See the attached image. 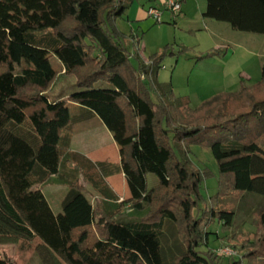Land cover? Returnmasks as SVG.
I'll return each instance as SVG.
<instances>
[{"label":"trees","instance_id":"trees-1","mask_svg":"<svg viewBox=\"0 0 264 264\" xmlns=\"http://www.w3.org/2000/svg\"><path fill=\"white\" fill-rule=\"evenodd\" d=\"M125 1L0 0V245L37 238L42 264H221L207 229L230 227L232 196L264 198V63L247 90L194 110L178 105L170 85L157 83L162 55L144 63L135 54L133 65L121 43L115 22ZM202 17L264 34V0H205ZM53 58L78 91L51 102ZM93 117L118 148L128 191L120 202L94 178L104 163L70 152L72 127ZM193 148L210 155L215 173L196 170ZM210 178L217 195L207 201L197 192ZM52 182L67 188L58 214L42 191ZM254 225L259 233L239 243L230 264H264V208ZM0 264L13 263L0 251Z\"/></svg>","mask_w":264,"mask_h":264},{"label":"rangeland","instance_id":"rangeland-1","mask_svg":"<svg viewBox=\"0 0 264 264\" xmlns=\"http://www.w3.org/2000/svg\"><path fill=\"white\" fill-rule=\"evenodd\" d=\"M125 2L130 3L129 7L115 22L123 37L121 43L131 58L137 54L144 63L153 56L162 55L157 68V83L170 85L176 104L194 110L207 101L238 91L241 86L247 90L260 82L264 34L237 32L225 24L203 20L201 13L205 0H182L181 9L184 8L185 12L182 18L179 15L181 13L174 18L175 23L168 22V12H164L161 23L148 17L147 9L151 4L158 5L157 0ZM224 47L230 48L233 53L229 58L224 57L223 51H220ZM131 62L136 64L134 58ZM51 65L58 75L45 95L51 102L65 100L71 93L78 91L75 87L76 78L64 74L54 58L51 59ZM68 108L71 115L78 113L75 105L70 104ZM70 140V152L77 156L78 161H89L96 168L104 163V171H94V178H102L104 187L112 190L119 202L126 198L128 191L124 178L116 168L119 164L118 148L99 119L93 117L85 123L74 125ZM190 159L196 170L206 168L215 173L216 167L209 154L193 148ZM61 173L65 177L70 175L66 168H61ZM154 180V176L147 175L148 187L152 186ZM78 183L87 199L93 205L96 204L97 192L92 190L82 176L78 177ZM59 185L52 182L42 188L54 214L61 213V202L67 193L66 186ZM197 194L207 201L215 198L216 179L210 178L201 183ZM226 207L234 211L230 227L224 230L222 224L216 222L207 229L210 234L208 245L218 255L221 264L236 262L242 255L236 250L239 243L259 233L254 221L258 212L264 208V198L252 194L235 195L227 200ZM38 244L37 238L32 241L18 240L0 245V251L13 264H42ZM224 249L234 251L236 256L220 255L219 251ZM242 264L248 263L243 261Z\"/></svg>","mask_w":264,"mask_h":264},{"label":"built area","instance_id":"built-area-1","mask_svg":"<svg viewBox=\"0 0 264 264\" xmlns=\"http://www.w3.org/2000/svg\"><path fill=\"white\" fill-rule=\"evenodd\" d=\"M158 5H152L147 9V15L153 18L157 23L162 22V16L164 12H168L171 15L177 16L181 12L182 0H157ZM220 255L226 257H234L236 253L229 249L219 251Z\"/></svg>","mask_w":264,"mask_h":264},{"label":"crops","instance_id":"crops-1","mask_svg":"<svg viewBox=\"0 0 264 264\" xmlns=\"http://www.w3.org/2000/svg\"><path fill=\"white\" fill-rule=\"evenodd\" d=\"M147 1H154V0H147ZM151 5H154V4H151ZM182 11L180 12L181 14H179L180 16H181V18H182V14L185 12V10H184V8L183 9H181ZM204 10H205V7H204ZM204 10H203V12H204ZM203 12L201 13V15L203 14ZM175 17H177V16H174V15H168L167 16V20H168V22H173V23H175V20H174V18ZM203 18V17H202ZM203 20H206V19H204L203 18ZM226 25V24H225ZM230 30H232L228 25H226ZM220 51H223V56L224 57H230L231 56V54H233L232 53V51H231V49L230 48H228V47H224L223 49H220ZM262 63H264V56H262V58H261V64ZM233 83H235V81L233 82Z\"/></svg>","mask_w":264,"mask_h":264}]
</instances>
